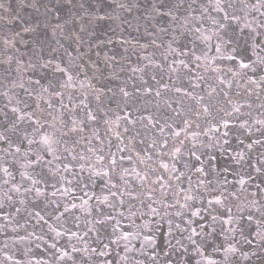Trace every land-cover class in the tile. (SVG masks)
Here are the masks:
<instances>
[{
	"label": "water",
	"instance_id": "obj_1",
	"mask_svg": "<svg viewBox=\"0 0 264 264\" xmlns=\"http://www.w3.org/2000/svg\"><path fill=\"white\" fill-rule=\"evenodd\" d=\"M256 2L222 0L230 17L223 21L216 0H163L167 8L161 0H0V264H180L179 253H166L179 236L174 225L183 226L185 195L197 197L188 202L196 207L217 196L223 202L214 206L219 220L205 257L264 264V85L248 79L264 76V67L233 75L237 61L251 57L254 34L245 25L264 22ZM57 64L72 75L70 86ZM73 120L83 132L68 131ZM43 133L59 141V160L29 144ZM165 139L169 155L160 151ZM37 151L52 163L27 167L25 154L31 160ZM236 152L244 153L239 164ZM27 176L40 181L42 195L25 191L33 187ZM221 245L237 251L225 261Z\"/></svg>",
	"mask_w": 264,
	"mask_h": 264
},
{
	"label": "snow or ice",
	"instance_id": "obj_2",
	"mask_svg": "<svg viewBox=\"0 0 264 264\" xmlns=\"http://www.w3.org/2000/svg\"><path fill=\"white\" fill-rule=\"evenodd\" d=\"M69 3L72 2V0H68ZM163 7L167 8V4L163 3V0H161ZM0 7H3V5H0ZM80 7H83V5H80ZM119 7L124 8L125 5L124 4H120ZM229 7H231V5H229ZM252 8L256 11H260L261 8H264V0H257V2L255 4L252 5ZM215 10L217 12H221L223 13V21H228L230 19L229 17V13L227 12L226 8L224 7L222 0H216V5H215ZM5 11H7V9H5ZM153 11H155L157 13V15L160 16H169L171 17L173 20L175 19L174 16H172V12L171 9H168V11H163L161 7H158L157 5H153ZM260 15L264 16V12H260ZM98 19H104L103 16L97 17ZM231 19L233 21H238L239 18L236 17L235 15L231 16ZM217 26L220 30H224L226 28V25L224 23H220V22H216ZM245 27L249 30L250 33H253L254 35L251 36V57L248 58V61L244 60V59H240L237 61L238 63V67L240 71H236L233 73V75H243V76H247V73L249 71H251L252 73H256L258 71V68L264 67V41H262L260 39L261 36H264V33H260L257 32V28L260 27H264V22H261L260 24H257L255 27H253L252 25L246 24ZM27 30V29H26ZM84 29L82 28L81 31H83ZM162 31H165L166 29H161ZM175 38V37H174ZM81 39L80 37H77V40ZM205 39H207L205 37ZM7 42V41H6ZM171 47V46H169ZM173 52H175V49H172ZM216 51L219 52L220 48L217 47ZM254 57V59L252 58ZM226 59L229 60H237V57L235 55H227L225 57ZM197 59H199V57H197ZM51 63V61H49L48 63L41 65V67H47L48 64ZM180 63H184L183 61H180ZM175 70V69H174ZM231 71V69H229ZM56 71L63 73L65 76H67V80L64 82V84L62 85L63 87H68L70 86V84L73 81V77L72 75L69 74L68 70L65 68H62L59 64L56 65ZM135 71V69H134ZM249 81L252 84H258V85H264V76H258L257 78L253 79L252 77H248ZM224 81H221V83H223ZM37 85H40V87L42 88L43 92H47L48 88L43 87V85H41V82L39 80L34 82ZM20 87L23 88L24 85L20 84ZM27 90V89H26ZM122 92H124L123 89H121ZM177 91H180L179 89H177ZM187 94V93H185ZM5 95H7L5 93ZM124 95L127 96L128 93L124 92ZM157 96L160 95L159 91L156 93ZM201 99H203L201 97ZM51 107V105H49ZM85 108H87V104L84 105ZM13 112H17L18 109L17 108H12ZM208 108L204 107L203 108V112H207ZM234 112H240V108L239 107H235L233 109ZM179 114V113H178ZM19 119H24L23 116H19ZM87 118L88 120L91 121H95L96 120V116L89 111L87 113ZM29 119H32V116L29 115ZM125 119H127V117H125ZM34 124L39 125V120H34L33 121ZM83 123V122H80ZM185 123H187V121H185ZM258 123H264V122H260L258 121ZM241 128H245L246 126V122L245 123H241L239 125ZM42 127V125H41ZM167 127H171V125H167ZM224 128L229 127L228 123L225 122L223 124ZM69 132L72 133H79V132H83L84 129L82 127L79 126V123L76 120L72 121V126L68 129ZM160 131L163 133L164 131V126H161ZM65 135H67L68 133H64ZM174 135L179 137L180 136V132H174ZM228 133L224 132L223 136H227ZM0 139H3V137H0ZM34 143H38L42 146V152L47 153L48 156L53 157V159L59 160L60 156L57 155V151L58 149H54L53 148V144H58L59 141L53 139V136L48 135L47 133H43L41 136V139L39 141L36 140H30L29 144H34ZM182 143V142H181ZM229 141L228 140H224V144H228ZM241 144H243V140L240 141ZM254 143H260V141H254ZM154 146H155V142H154ZM167 147V141L166 139L161 141L160 144V151L163 155H169L168 152H164V149ZM247 147L250 149L252 147L251 144L247 145ZM15 151L17 153H19L21 151L20 147H17L15 149ZM65 151H69V149H65ZM74 151V150H73ZM181 151L180 147H175L174 151H172L170 153L171 158L172 159H176L177 158V154H179ZM41 151H37L35 153H32L35 156V159H28V154H25V160H26V166L27 167H36L39 165H43V164H51L52 160H45L44 155L42 154ZM69 154L71 155V152L69 151ZM194 154V153H193ZM73 159H76L75 156H73ZM102 159V158H101ZM197 160L200 159L199 156L196 157ZM233 159L235 160V162L237 164H239L242 160H244V153L243 152H236L235 157H233ZM111 164L114 166L116 165V160L112 159L111 160ZM165 171L169 170V165L167 163H162L160 165ZM174 167V166H173ZM69 169L67 168V166H65L64 171H68ZM114 170V169H113ZM59 171V170H58ZM198 171H203V169H198ZM257 172H260V169L257 168L256 169ZM4 172L7 173L8 169L5 168ZM49 172H51V168H49ZM22 175H24L22 173ZM96 175L101 176V177H107L109 175L108 172H97ZM137 175H139V173H137ZM26 179H30L31 180V184L33 187L30 188H26L25 191H33L35 190L36 195L40 196L43 193L41 192V190L38 187H34L35 185H37L40 181L36 180V179H32L30 176L25 177ZM160 180L163 179V177L159 178ZM177 179H179V176H177ZM245 183L244 180L240 181V184L243 185ZM116 185L113 184L112 187H115ZM16 191H19V188L16 189ZM113 195H115V193H113ZM185 203L180 205L181 209H184V211H178L177 215L179 217L182 218V224L181 222H177L174 225V231L179 233V236H173L172 239L175 240V244H172L171 240H169V248H170V253H166V255H174L176 253H179V261L180 264H185L184 258L187 255H195L198 256L199 259L196 260L195 264H201V260H205L206 264H216L215 261H212L211 259L205 257V252H206V246L207 244H209L211 242V239L213 237V234L216 232L215 227H213V224H215L216 222H218L219 217L216 214V208L214 206H219V207H223V202L220 199L219 196L208 199L206 205L204 204V202L201 200L200 207H196L195 203L193 204H189V201H193L195 202L197 200V197L195 195H185L184 197ZM255 203V201H254ZM173 205H169V207H172ZM73 207H75L73 205ZM17 211H19V209H17ZM152 211L155 213L157 210L155 208L152 209ZM37 216H39V213H36ZM208 216L210 217V222H204L205 221V217ZM228 216L229 219L224 221V223L227 224H231L233 217L231 215V210L228 209ZM41 219H43V217H40ZM249 219H251V217H249ZM196 225L195 227L193 225ZM53 231H55V229H53ZM229 231L234 232L235 228H230ZM57 236L62 235V233L60 232H56ZM227 238V237H226ZM124 239H127V237L125 236ZM148 239V238H146ZM53 247H55V245H52ZM220 247H223V245H221ZM217 251H219L220 249L217 248ZM93 252H95L96 250L93 249ZM223 251L225 254V261H227L228 259V254H234L237 249L234 246H228V247H223ZM65 255H67V253H65ZM100 255H104L103 252L100 253ZM165 264H174V261L169 259L167 261H165ZM186 264H192L191 260H188L186 262Z\"/></svg>",
	"mask_w": 264,
	"mask_h": 264
}]
</instances>
